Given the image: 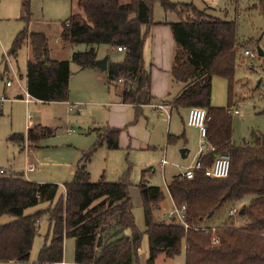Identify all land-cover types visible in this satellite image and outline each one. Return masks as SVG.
<instances>
[{
    "label": "trees",
    "instance_id": "16d2710c",
    "mask_svg": "<svg viewBox=\"0 0 264 264\" xmlns=\"http://www.w3.org/2000/svg\"><path fill=\"white\" fill-rule=\"evenodd\" d=\"M74 8L64 23L60 39L70 45H85V50L72 53L69 61L49 58L46 36L28 32L31 19L29 0H23L22 20L25 26L15 36L8 54L15 56L28 42L31 59L27 62L26 88L40 102H65L68 98L69 63L81 68H95L97 47L103 44L124 47L121 62H108L107 79L120 88L122 103L136 107L150 104V72L143 67L142 52L150 26L152 0H73ZM164 11L177 13L179 20L168 23L175 42L170 69L174 81L183 84L181 92L170 101L171 107H200L207 114L206 141L213 148L202 157L209 166L216 154H226L230 168L225 178L206 177L197 171L191 179L174 176L166 190L175 205H186L187 222L183 227L174 219L156 223L154 211L165 199L158 186L137 185L145 230L135 226L133 205L127 180L108 182L104 175L90 181L86 164L92 152L102 143L108 149L118 148L119 129L104 127L97 133V142L84 153L73 178L62 184L58 194L56 183H36L23 178L22 173L0 174V217L15 219L0 224V262L27 261L39 223L46 217L52 228L49 242L38 252L37 263L54 264L63 260L65 238L74 239L75 264H138V251L143 234L148 240L145 264H154L158 255L168 258L184 247L183 264H264V136L252 132L251 140L237 145L233 140V122L227 107L211 105V79L221 76L231 82L238 43L236 24L204 15L191 4L161 1ZM180 6H189L194 13L187 18ZM122 80L120 85L117 83ZM52 135L51 129L33 125L24 134H13L9 140L23 144ZM179 137H183L182 135ZM178 137L167 135L172 143ZM250 196L240 208L235 203ZM46 203L47 207L25 215V210ZM224 205L237 208L234 217L221 225L207 227L203 221L211 218ZM229 209V210H230ZM241 210V213H240ZM129 234H124L125 230ZM217 237L218 241L213 242Z\"/></svg>",
    "mask_w": 264,
    "mask_h": 264
},
{
    "label": "rangeland",
    "instance_id": "374dc122",
    "mask_svg": "<svg viewBox=\"0 0 264 264\" xmlns=\"http://www.w3.org/2000/svg\"><path fill=\"white\" fill-rule=\"evenodd\" d=\"M162 0H152V15L155 21H178L177 15L164 11ZM179 4H191V7L209 17L233 21L236 24V38L239 45L236 53L233 80L231 82V98L227 79L214 75L211 79V105L238 110V114L230 113L233 122V140L237 145L251 140L252 132L264 136V0H166ZM23 0H0V96L7 95L12 99L17 93L24 97L25 74L28 58V44H23L15 56L9 55L10 46L18 33L25 26L21 19ZM74 8L73 0H29L32 23L28 25L32 32H44L51 55L56 59L70 60L71 54L83 51L85 45H70L59 42L61 23L69 18ZM186 19L193 18L194 13L189 6H180ZM101 53L109 54V62H121L124 52H116L111 46H98ZM243 48L252 51L254 58L245 57ZM258 49L263 55H258ZM5 67H8L12 85L5 86ZM70 78L68 82V98L66 102L5 100L0 106V169L4 173L13 171L21 173L25 169L26 154L36 165V170L29 173L30 181L42 180L43 183L59 185L58 194L63 192L62 183L72 180L74 169L82 155L91 150L97 142L95 128L110 125L117 120L109 114V105L115 98L116 88L107 85V76L97 79L88 69H83L70 62ZM131 124L119 129V148L108 149L104 143L97 146L87 163L90 181L95 182L104 173L108 182L127 180L131 184L132 213L136 228L144 232V218L137 185L142 178L145 184L158 186L164 193L161 213L169 209V201L164 182L181 173L182 168L191 165L195 150L199 147L197 130L187 127L185 112L179 114L172 111L167 123L165 116H157L151 107L143 106L139 112L130 110ZM34 125L48 127L52 131L50 137L40 139L37 146L25 149L22 144L9 140L13 134H26L28 121ZM103 129H100L102 132ZM185 133L186 141L178 138L175 142L166 143V134L180 135ZM181 148L190 150L186 159L179 154ZM165 153L167 164L162 170L160 158ZM177 164L178 166H175ZM180 165V167H179ZM144 173V176L142 174ZM250 196L237 201L240 208L247 204ZM47 207L40 203L25 210V215ZM229 205H224L215 214L203 221L204 226L217 227L229 217ZM154 211V218L159 213ZM10 215H2L0 224L14 220ZM168 221L167 218L157 222ZM52 228L46 217L39 223L27 261H15L10 264H42L37 263L38 252L43 244L51 238ZM124 234L128 235L129 230ZM138 264H145L148 258V240L143 234L138 251ZM74 239L65 238L63 245V262L74 264ZM184 247L180 252L168 258L160 254L154 264H183ZM0 264H8L0 262ZM46 264V263H43Z\"/></svg>",
    "mask_w": 264,
    "mask_h": 264
},
{
    "label": "crops",
    "instance_id": "0c3cea01",
    "mask_svg": "<svg viewBox=\"0 0 264 264\" xmlns=\"http://www.w3.org/2000/svg\"><path fill=\"white\" fill-rule=\"evenodd\" d=\"M168 2L169 3H173V4H177L175 2H170V1H168ZM168 12H172L175 15H177V13H175L173 11H168ZM177 18L179 20L178 16H177ZM21 19H22V17H21ZM152 20H153V24L152 25H150V26H142V31L146 33L144 44H143L142 60H143L144 69H146V70H148L150 72V91H151V95L153 97V100L151 101L150 104L141 105V106H138V107H136L134 105H131V104L122 103L121 96H120V92H121L120 88L114 86L113 84H110L108 79H107L108 87L112 86V87L116 88V89H114V90H116V92H114L115 98L112 101V103L109 102L110 103L109 105H111V109H109V114H111L113 117L114 116L116 117V113H119V112L122 113L121 116L119 118H117V120H113L112 122H110V125H107L108 127H111V128L119 127L120 129L126 128L129 124H131V116H129L130 115V111L129 110L131 108H134V109H136L137 112H139L140 109L143 106H148V107L153 108L154 114L157 115V116H163L164 115L165 116V120H166L167 123L169 122V120L171 118L172 111H175L176 113L179 114V111L183 110L185 112V123L184 124L186 125V115H187L188 108L187 107H181L178 110H175V109H173L171 107V104H170V101L172 99H174L181 92V90L183 89V84L174 81L172 79V77H171V74H170V69H171V65H172V61H173V55H174V51H175V47H176L175 46V42L173 40V36H172V32H171L170 26L168 24V23H170L172 21L167 20V19H164V21H155L153 15H152ZM30 23H32V19H30V22L28 23V25ZM28 25H27V29H28V32L30 33L32 31L29 30ZM61 31H62V23H61V28L59 30V42L61 41V39H60ZM41 33H43L45 35V33L43 31ZM47 43H48V41H47ZM62 43H64V42H62ZM25 44H28V42H26ZM64 44H67V43H64ZM27 46H28L27 47L28 48L27 62H28L31 59L32 56H31V50H30L29 44ZM111 49L115 50L116 52H122V51H117L115 46H111ZM84 50H85V48H84ZM48 51H49V58L51 60H55V61H69V60H64V59L53 58L52 55H51L52 51L49 48V45H48ZM104 55L108 56V61H107V64H108V62H109V54L101 53L99 51V48L97 47V59L103 57ZM26 69H27V65H26ZM83 69L90 70V72H92L94 74V76L97 79H100V80L104 79L103 75L107 76L106 71H104V72L99 71L97 66L95 68H83ZM4 71H5V74L3 75V77H5V79H6L5 80V86L6 87H10L12 85V80L10 78L9 71H11V70L8 67H5ZM8 82H10L9 85H7ZM121 82H122V80H119L117 83L120 85ZM19 87L22 90V92L25 93V96L23 97L20 94V92H19L12 99H10V98H8L7 95L4 94V96H0V106H1V103L3 101H5V100H20V101H24L26 104H28L29 101H31V100H36V99L32 98L31 96H29V94L27 93L26 74H25V88L23 89V87L20 84H19ZM36 101H38V100H36ZM33 125H34V123H31V121L29 120L26 129L28 130ZM104 127L105 126L97 127L95 129H96L97 133H101L100 129H103ZM187 127H189V126H187ZM191 128H194V127H191ZM194 129H196V128H194ZM27 130H26V133H27ZM167 135H172V136H175V137H178V138H182V139H184L186 141V137H185V133L184 132H182L180 135H173V134H170V133L166 134V143H168L167 142ZM181 135L183 137H179ZM197 135H198V139H199V147H198L197 150H195V152L193 154V157L191 159V164L200 155L201 141H200L198 130H197ZM178 138H176L175 141ZM38 141L39 140H37V141L25 140V142L22 144L24 146L23 148L25 149V144L27 143L28 150L30 151L31 150L30 147L37 146V142ZM118 148H119V139H118ZM206 153H208V151ZM189 154H190V150H188L186 152V157L183 158V157H181V155H180V157L182 159H186ZM26 160L27 161H26V164H25V169L21 173H22V176H23L24 179L30 181L31 178L29 176V173H31V172L36 170V165L33 162L30 161V159H29L27 154H26ZM162 160H164L165 163H163ZM166 164H167V160H166L165 153H164L162 158H160V167H161L162 170L164 169ZM86 166H87V164H86ZM175 166H178V165L175 164ZM187 166H189V165L184 166L182 168V170L185 169ZM179 167H180V165H179ZM76 168H77V166H76ZM86 169H87V167H86ZM75 170L76 169H74V172H75ZM179 174L180 173H178V174H176L174 176H177ZM101 175H104V173H102ZM142 176H144V173L142 174ZM40 181H42V180H33V181H30V182L43 183V182H40ZM142 181H143V178H142ZM63 183H65V182H63ZM168 183L164 182L165 190H166V187H167ZM130 186H131V184H130ZM130 188L131 187H129V194H130V190H131ZM166 194H167V197H168V201H169L170 207H169L168 210H166V212L161 213V211H159V210H161V207H162V205L164 203V200H163V202L160 204V208L158 209L159 213L154 218V221L156 223H158L157 220H161L162 218L165 219L167 212L172 208L173 201H172L170 195L167 193V190H166ZM130 197H131V195H130ZM32 213H34V212H32ZM212 228H214V227H212ZM61 262H63V261H61ZM59 263L60 262L54 263V264H59ZM64 264H66V263L64 262Z\"/></svg>",
    "mask_w": 264,
    "mask_h": 264
},
{
    "label": "built area",
    "instance_id": "2783aa9c",
    "mask_svg": "<svg viewBox=\"0 0 264 264\" xmlns=\"http://www.w3.org/2000/svg\"><path fill=\"white\" fill-rule=\"evenodd\" d=\"M117 51H123L124 47L117 46L115 47ZM242 54L245 57L254 58V55L251 50L244 49L242 50ZM10 82L7 83L9 85ZM229 113L238 114V110L234 109L228 110ZM207 114L206 110L204 108L200 107H190L187 110L186 115V125L189 127H194L199 132V137L201 141V149H200V155L192 162L191 165L187 166L181 173L180 177L185 179H191L194 174L197 171H202L206 177L210 178H225L227 177L229 173L230 168V159L229 156L226 154H216L213 157V160L209 166H204L202 163V157L206 154L208 151H212L213 148L207 143L206 141V135H207ZM206 145V146H205ZM163 163H165L164 160H162ZM4 169H0V174L4 173ZM237 212V208L233 207L229 210V216L234 217ZM166 218H174L182 227L184 230H187L189 228H194L196 230H203L207 231L209 228L203 227H192L187 222V216H186V205H175L172 204V208L167 212ZM212 231H214V228H211ZM217 237L213 238V242H217ZM59 264H64V262H60Z\"/></svg>",
    "mask_w": 264,
    "mask_h": 264
},
{
    "label": "water",
    "instance_id": "95a60500",
    "mask_svg": "<svg viewBox=\"0 0 264 264\" xmlns=\"http://www.w3.org/2000/svg\"><path fill=\"white\" fill-rule=\"evenodd\" d=\"M257 53L260 56L263 55V52L260 49H258ZM107 61H108V56L107 55H104L103 57L98 58V59L95 60V64H96L97 68L99 69V71H101V72L106 71V69H107ZM187 151H188V149L181 148L179 150V153H180L181 157H183V158L186 157V152ZM240 213H241V210H240Z\"/></svg>",
    "mask_w": 264,
    "mask_h": 264
}]
</instances>
